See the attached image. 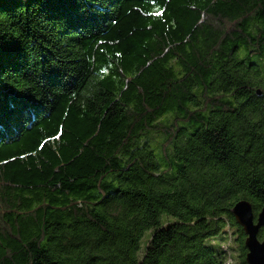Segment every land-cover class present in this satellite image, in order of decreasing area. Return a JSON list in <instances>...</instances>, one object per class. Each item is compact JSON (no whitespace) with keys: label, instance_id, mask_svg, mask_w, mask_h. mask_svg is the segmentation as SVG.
<instances>
[{"label":"trees","instance_id":"16d2710c","mask_svg":"<svg viewBox=\"0 0 264 264\" xmlns=\"http://www.w3.org/2000/svg\"><path fill=\"white\" fill-rule=\"evenodd\" d=\"M242 199L264 0H0V264H246Z\"/></svg>","mask_w":264,"mask_h":264},{"label":"water","instance_id":"95a60500","mask_svg":"<svg viewBox=\"0 0 264 264\" xmlns=\"http://www.w3.org/2000/svg\"><path fill=\"white\" fill-rule=\"evenodd\" d=\"M250 206L249 201L242 199L231 207V212L245 234L246 264H264V239L258 238V231L264 227V205L255 218Z\"/></svg>","mask_w":264,"mask_h":264},{"label":"rangeland","instance_id":"374dc122","mask_svg":"<svg viewBox=\"0 0 264 264\" xmlns=\"http://www.w3.org/2000/svg\"><path fill=\"white\" fill-rule=\"evenodd\" d=\"M173 220H174L173 217H170V216H163V221H164V222L173 221ZM221 235H222V233H220L219 235H217V236L215 237V239L219 238ZM149 236H150V231H146V232L144 233L142 239H141V248L144 247L145 242H146V240L148 239ZM212 239H214V237L211 238V240H212ZM209 240H210V239H208L207 242H208Z\"/></svg>","mask_w":264,"mask_h":264}]
</instances>
